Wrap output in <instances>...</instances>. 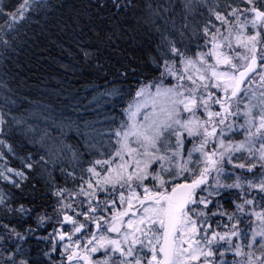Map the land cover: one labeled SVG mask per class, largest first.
Returning a JSON list of instances; mask_svg holds the SVG:
<instances>
[{
	"label": "snow or ice",
	"instance_id": "6c2138e0",
	"mask_svg": "<svg viewBox=\"0 0 264 264\" xmlns=\"http://www.w3.org/2000/svg\"><path fill=\"white\" fill-rule=\"evenodd\" d=\"M66 6L0 7V61L69 21L119 57L87 104L0 77V264H264V0Z\"/></svg>",
	"mask_w": 264,
	"mask_h": 264
},
{
	"label": "trees",
	"instance_id": "16d2710c",
	"mask_svg": "<svg viewBox=\"0 0 264 264\" xmlns=\"http://www.w3.org/2000/svg\"><path fill=\"white\" fill-rule=\"evenodd\" d=\"M15 3L16 0H0V7ZM86 3L87 0H67L63 18L69 15L75 17L76 13L81 11L80 5ZM72 5L76 7L73 8ZM81 30L82 25L73 21H69L67 27L62 26L60 31L55 30L53 26L49 40L34 42L16 56L8 58L7 62L0 61V77L14 90L17 107L24 105L17 115L38 110L37 105H49L50 102L56 101L57 93H63L61 99L69 95H78L84 104L92 99L95 95L91 91L93 83L102 84V80L98 79L94 72H85L83 49L86 48L95 53L96 57L106 65H113L119 57V48L105 47L102 41L96 39L95 30L89 31L83 28V31L87 33L83 36L79 35ZM122 47L123 43L120 44V48ZM113 51L117 55L109 58ZM127 54L131 55L130 52ZM29 104L32 106L29 107ZM118 112L119 107H117ZM92 118V115L85 113V119ZM98 126L107 130L106 125ZM82 131L89 132L90 129L82 128ZM72 142L75 143V141ZM225 206L230 209V205ZM15 222L13 220V223ZM220 230L225 231L226 229L221 226ZM224 259L228 261V264H232L234 259L239 258H235L231 252H228Z\"/></svg>",
	"mask_w": 264,
	"mask_h": 264
},
{
	"label": "rangeland",
	"instance_id": "374dc122",
	"mask_svg": "<svg viewBox=\"0 0 264 264\" xmlns=\"http://www.w3.org/2000/svg\"><path fill=\"white\" fill-rule=\"evenodd\" d=\"M97 127L100 128V126H98V125H97ZM102 130L106 131V129H102ZM90 131H91V130H90ZM239 138H242V137H237V139H239ZM189 147H191V145H189ZM222 182H224V183H230L231 180H225V181H222ZM226 219H227V218L225 217V218H224V221H226Z\"/></svg>",
	"mask_w": 264,
	"mask_h": 264
}]
</instances>
